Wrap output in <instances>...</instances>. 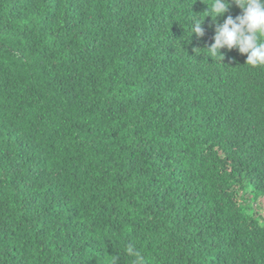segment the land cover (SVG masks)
Returning a JSON list of instances; mask_svg holds the SVG:
<instances>
[{"label":"trees","instance_id":"16d2710c","mask_svg":"<svg viewBox=\"0 0 264 264\" xmlns=\"http://www.w3.org/2000/svg\"><path fill=\"white\" fill-rule=\"evenodd\" d=\"M211 2L0 0V264H264V67Z\"/></svg>","mask_w":264,"mask_h":264},{"label":"clouds","instance_id":"9594fccd","mask_svg":"<svg viewBox=\"0 0 264 264\" xmlns=\"http://www.w3.org/2000/svg\"><path fill=\"white\" fill-rule=\"evenodd\" d=\"M232 5L241 14L235 18L227 15L222 23H215L214 43L209 51L219 55L221 49H237L240 54H246L247 65L264 67V0H212L205 16H211L215 22L218 17H225ZM202 21L196 16L189 25L190 32L198 37L204 35ZM127 251L133 254L131 247Z\"/></svg>","mask_w":264,"mask_h":264},{"label":"rangeland","instance_id":"374dc122","mask_svg":"<svg viewBox=\"0 0 264 264\" xmlns=\"http://www.w3.org/2000/svg\"><path fill=\"white\" fill-rule=\"evenodd\" d=\"M251 194L252 193H250V195L246 194L245 199L250 198V196L252 197ZM251 203L253 204L255 214L264 217V199H257L256 201H251Z\"/></svg>","mask_w":264,"mask_h":264}]
</instances>
